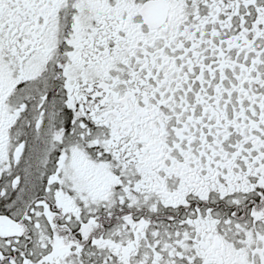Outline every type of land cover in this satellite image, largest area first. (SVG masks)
Returning a JSON list of instances; mask_svg holds the SVG:
<instances>
[{
    "label": "snow or ice",
    "instance_id": "1",
    "mask_svg": "<svg viewBox=\"0 0 264 264\" xmlns=\"http://www.w3.org/2000/svg\"><path fill=\"white\" fill-rule=\"evenodd\" d=\"M0 264H264V0H0Z\"/></svg>",
    "mask_w": 264,
    "mask_h": 264
}]
</instances>
